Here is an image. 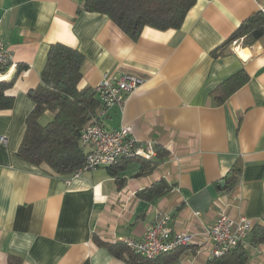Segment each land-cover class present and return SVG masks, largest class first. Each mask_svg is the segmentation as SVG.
<instances>
[{"label":"crops","instance_id":"0c3cea01","mask_svg":"<svg viewBox=\"0 0 264 264\" xmlns=\"http://www.w3.org/2000/svg\"><path fill=\"white\" fill-rule=\"evenodd\" d=\"M79 5L0 0V39L14 63L5 93L14 105L0 111V138L6 139L0 143V264L10 255L21 264H130L110 246L121 237L142 239L157 211L171 215L177 232L211 227L221 211L264 227V41L211 54L252 13L264 12V0H196L179 28L144 27L136 38L104 15L78 12ZM53 44L84 56L80 89H93L111 73L144 80L123 113L112 109L101 122L109 130L128 125L139 143L168 154L151 174L137 177L144 161L134 160L113 167L120 182L106 168L73 179L49 175L16 155L34 108L28 93L39 85ZM239 71L247 82L215 105L211 92ZM52 118L46 112L40 123ZM234 169L240 174L227 193ZM160 180L168 186L163 196H137ZM242 246L248 264H264V244L251 247L247 238ZM210 249L198 238L177 249L170 264H207Z\"/></svg>","mask_w":264,"mask_h":264},{"label":"trees","instance_id":"16d2710c","mask_svg":"<svg viewBox=\"0 0 264 264\" xmlns=\"http://www.w3.org/2000/svg\"><path fill=\"white\" fill-rule=\"evenodd\" d=\"M195 2L196 0H80L78 12L104 15L123 33L136 38L144 27L160 31L179 28ZM260 40L264 41V12L256 11L211 54L214 57L225 56L232 53L230 48L234 42L242 48H250ZM83 63L84 56L79 51L62 44L50 45L40 73V83L28 93L34 108L26 119L25 132L16 155L49 175L71 176L84 164L85 154L79 144L80 132L95 117L99 104L93 89L79 88ZM247 80V75L239 71L218 85L210 94L215 105L223 104ZM12 83L13 81L0 82V111L10 110L14 105V99L5 94ZM46 112L53 114V118L48 123L41 124L40 118ZM167 156L157 148L156 157L151 161H144L136 176L151 174ZM114 166L106 169L112 178L119 181ZM239 174V169L228 174L223 189L225 192L233 190ZM167 190L165 181L160 180L137 196L153 201L163 196ZM248 238L251 247L264 244V227L255 225ZM110 249L117 258L130 264H170L176 258L171 257L175 252L173 251L153 260L144 259L118 243H114ZM165 257L168 258L163 260ZM248 261L249 252L239 244L231 252L209 259L207 264H248ZM21 262V258L15 255H10L7 260V264Z\"/></svg>","mask_w":264,"mask_h":264},{"label":"built area","instance_id":"2783aa9c","mask_svg":"<svg viewBox=\"0 0 264 264\" xmlns=\"http://www.w3.org/2000/svg\"><path fill=\"white\" fill-rule=\"evenodd\" d=\"M238 45L236 42L232 46ZM14 68L12 53L0 39V82H9ZM144 83V80L131 74H107L93 88L99 107L95 117L81 130L79 144L84 151V164L70 178H79L83 173L109 168L118 162L143 160L151 161L156 157L152 143H139L133 130L128 125H121L116 130H109L102 124V119L112 109L123 113L128 97ZM5 144L6 139L0 138ZM253 224L241 217L229 218L225 211L218 214L211 227H204L197 233L177 232L172 226L171 215L157 211L152 225L142 239L121 237L115 239L134 255L153 260L180 248L189 247L198 238L210 243L209 259L219 258L234 250L249 236Z\"/></svg>","mask_w":264,"mask_h":264},{"label":"bare ground","instance_id":"6f19581e","mask_svg":"<svg viewBox=\"0 0 264 264\" xmlns=\"http://www.w3.org/2000/svg\"><path fill=\"white\" fill-rule=\"evenodd\" d=\"M236 53H237V55H239L240 57H242V53L240 52V50H236Z\"/></svg>","mask_w":264,"mask_h":264},{"label":"rangeland","instance_id":"374dc122","mask_svg":"<svg viewBox=\"0 0 264 264\" xmlns=\"http://www.w3.org/2000/svg\"><path fill=\"white\" fill-rule=\"evenodd\" d=\"M237 45H235L234 47H236Z\"/></svg>","mask_w":264,"mask_h":264}]
</instances>
